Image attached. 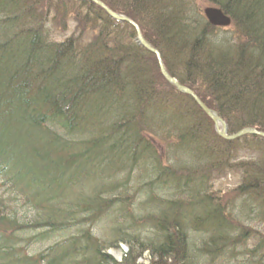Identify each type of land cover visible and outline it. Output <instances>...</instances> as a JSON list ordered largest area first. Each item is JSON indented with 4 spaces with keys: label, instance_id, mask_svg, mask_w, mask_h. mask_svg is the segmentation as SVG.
<instances>
[{
    "label": "trees",
    "instance_id": "16d2710c",
    "mask_svg": "<svg viewBox=\"0 0 264 264\" xmlns=\"http://www.w3.org/2000/svg\"><path fill=\"white\" fill-rule=\"evenodd\" d=\"M68 1L0 0V181L16 202L43 210L34 225L57 235L120 206L121 194L110 193L142 169L150 179L141 186L145 211L139 221L125 213L128 228L139 225L149 237L113 230L119 243H139L116 263L82 227L31 259L11 244L20 226L8 213L0 216V264H134L145 252L151 264H264V138L217 136L194 101L162 78L154 55L135 41L122 44L112 30L131 27L88 0H81L83 20L76 10L71 21L94 38L83 31L50 37L47 20L52 14L64 29ZM101 1L136 22L157 50L146 30L165 41L173 59L161 57L167 72L214 110L229 134L264 132V0H208L232 20L236 38L228 40L213 35L200 12L171 0H130V7ZM155 137L167 143L164 156ZM121 173L125 180L115 181ZM229 178L235 184L219 192L232 196L222 201L213 183ZM88 186L98 191L85 194ZM157 186L170 193L155 194ZM2 205L0 198L6 210Z\"/></svg>",
    "mask_w": 264,
    "mask_h": 264
},
{
    "label": "rangeland",
    "instance_id": "374dc122",
    "mask_svg": "<svg viewBox=\"0 0 264 264\" xmlns=\"http://www.w3.org/2000/svg\"><path fill=\"white\" fill-rule=\"evenodd\" d=\"M69 1L71 4L70 5L71 13H70V17L68 16L67 18L65 26L62 25L64 29L56 26L53 23V21L51 20L52 18V14H51L47 20V28H48L47 30H49L47 31V33L49 32L48 34L50 35V37L56 38L58 34L68 35V34H71L72 32L82 33L83 31L84 38L86 36H90L94 38L95 34L91 30L87 31L86 28L83 27L81 24H77V21L75 23L73 19L71 21V18L76 10L78 11L77 14H75L76 17L78 16L77 19L83 20L82 17L85 13L84 11L87 9L81 4V0H69ZM106 1L109 2V4H115L116 6H119V7H122L123 5H125L126 7L128 6L130 7V2H131L130 0H106ZM171 1L179 3L187 11L188 9L192 8L194 11L200 12L201 15L205 8L214 7L212 4L208 2V0H171ZM146 17H149V16L145 15L144 18ZM64 22L65 21H63L62 23ZM143 24H145V28L148 26L147 25L148 23L146 21ZM66 26L68 28H67L66 33H64V31L66 30ZM112 30L115 32V35L117 38L123 40L122 44L135 41V33L133 32L134 30H132L131 28L129 29L125 27L124 25L120 24V26H115L114 28H112ZM112 30H111V27L109 26L108 31L112 33ZM235 30H236L235 26L234 24H232L231 26L227 28H222V29L215 28V31L212 34L221 40L235 39L236 38ZM140 31L141 33H144L142 29ZM146 32H147V36L150 39L157 41V45L159 46L158 48L162 50L161 48H163V46H161L160 44L164 45L163 42L165 41L159 44L158 37H156L155 35H151V33L154 34L153 30H150V32L146 30ZM232 42L233 40L229 43H232ZM160 50L158 51L161 57L162 55H164L163 57L173 60L171 55L169 54L170 48L169 49L163 48L162 53ZM169 63L173 64V67L176 68L177 72H180L178 68L180 65H178L174 61H169ZM157 81H158V85H160V80L158 77L156 79V82ZM163 89L165 91L166 90L168 91L166 87ZM149 135L150 134H148L146 137L149 138ZM160 140L161 138L158 139V137H155V139L152 140V143H153L152 145L156 149V151L160 152L164 156L167 143L166 141H162V140L160 141ZM142 171H143L142 169H138V168L134 169V171H132V180L130 181L129 184L126 185V187H121L117 189L116 191L111 192L109 197L107 195L108 198L114 199V198L119 197V194H121V197L119 198L123 200V203L120 204V206L115 205L117 204L118 201H112L111 204L115 206L107 214L102 215L101 217H98L97 219H95L92 222V225L89 221H86L85 225L84 223L82 224L84 226L82 225L80 226V228L83 227L84 229H87L90 232H92L91 234L93 238H95L99 242V245L101 247L108 248L104 251L107 254H109L116 263H121L124 259L125 254H128L130 252L135 253L136 248L139 246V243H137V241H134V243L132 242L119 243V241L121 240V235L125 234L126 232L127 234L138 233L137 235L139 236L140 240L147 235L149 237L148 233H145V234L141 233L143 232V230L139 225L134 224L132 225L134 226L133 227L134 230L132 228L129 229L127 224L131 216L126 215L125 213L126 212L125 209L126 210L128 209L129 212L133 214V218L135 217L137 218V221H139L141 219L142 213L145 211V205L143 203L144 201L143 194H146L145 191L147 190V188H145V186L148 184L150 179H146L147 174L143 173ZM125 177H126V173H121L117 175V177L115 176L114 179L115 181L119 182V181H124ZM233 183L235 184V179L233 178L216 180L213 183V185L217 192L216 194H213V195L222 197L223 192H219V191L223 190L225 186L232 187ZM143 184H145V186L142 189L141 186ZM96 187L100 188L101 186L97 184ZM166 189L167 188L161 186V187H158V189H155L153 192L155 194H159L160 196H165L166 193H170V191L168 189L167 191ZM97 191L98 190L94 187H91V186L85 187V194H93L94 192H97ZM12 194H15V192L14 191L12 192L11 188H8L4 183L0 181V198L3 201L2 206H4L6 209L3 211L2 210L0 211V216L6 215L8 213H11V214L15 213L14 217L16 221H18L19 223L18 225L20 227H16V231L13 233L14 235L11 238V244L15 247L16 251H18V254L21 257L36 259L37 257H41L42 253H46L47 249H49L52 245L59 244L60 241L67 239L68 237L77 235L76 233L80 228L73 227V224L69 225V229H67V231L65 230V232L63 231V233H58L57 235L56 234L46 235L45 231H43L44 229L42 228L40 229L39 227H37V225H34L35 222H38V220L40 219L38 218L40 214L42 216V219H44L43 210H37L33 206L29 205L28 203L24 204L25 201L23 200L16 202L14 199L11 198ZM231 196H232L231 194L229 196L225 194L222 197L223 198L222 201H226ZM13 201H15V203ZM121 209L124 211H121ZM28 222H30L32 225L30 226ZM22 224H27V227L22 229L21 228ZM79 224L80 223L76 225L79 226ZM116 229L122 230L121 235L118 236L117 234H112L113 230H116ZM64 236H66L67 238H63ZM138 236L134 235L132 237V240L133 238H136ZM110 244H118V247L111 248ZM253 246H254L253 241H249L247 243L248 248H251ZM114 251L119 252L118 256L112 254ZM151 261L152 260L150 259L148 253L145 252L142 254L141 258L135 261L134 264H151ZM0 263H3V262H0ZM45 263H46V258L43 261L39 262V264H45ZM229 264H233V263H229Z\"/></svg>",
    "mask_w": 264,
    "mask_h": 264
},
{
    "label": "water",
    "instance_id": "95a60500",
    "mask_svg": "<svg viewBox=\"0 0 264 264\" xmlns=\"http://www.w3.org/2000/svg\"><path fill=\"white\" fill-rule=\"evenodd\" d=\"M89 1L103 9L105 13L112 19L119 22H126L134 28L137 44L155 56L162 78L172 87H174L176 91L188 95L194 101V103L200 108V110L212 121L216 135L228 141L235 140L246 135H253L264 138V132L256 130L252 127L243 128L235 132L234 134H228L227 126L225 122L218 116V114L214 110L208 108L190 88L180 84L175 78L168 74L161 61L159 52L143 38L138 26L133 21L125 16L114 13L99 0ZM203 16L207 23L212 27L223 28L228 27L231 24V18L221 9L216 7L205 8L203 10ZM112 254L118 256L119 252L114 251Z\"/></svg>",
    "mask_w": 264,
    "mask_h": 264
}]
</instances>
